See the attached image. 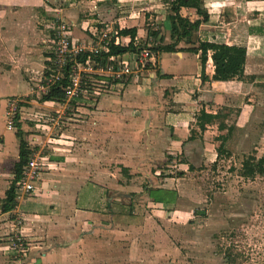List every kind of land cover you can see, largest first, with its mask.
<instances>
[{"label": "crops", "instance_id": "obj_1", "mask_svg": "<svg viewBox=\"0 0 264 264\" xmlns=\"http://www.w3.org/2000/svg\"><path fill=\"white\" fill-rule=\"evenodd\" d=\"M51 1L0 0V205L18 160L15 128L6 127L11 100L19 101L23 139L43 167L33 196L16 198L8 213L0 206V264H11L4 261L10 254L3 239L12 233L22 234L29 255L38 257L26 264H47L55 250L80 240L91 228L122 222L137 202H146L154 217L179 213L188 222L191 210L173 207L189 202L191 188H199L196 181L189 182L190 176L221 169L223 163L240 172L243 158L238 166L228 152L222 158L226 145L239 137L237 143L245 147L252 133L264 137V79L259 77L264 75V0H202L207 19L198 27L197 40L217 44L221 52H242L246 58L241 73L215 80L210 52L204 77L199 54L157 53L153 68L134 73L122 85L108 84L99 96L69 102L65 115L61 103L42 102L36 89L50 50L49 31L43 29L48 25H40L34 10L53 7ZM164 7V20L150 29L161 30L158 37L168 44L169 10L162 0H74L62 16L78 44H88L96 31L106 30L117 45L126 47L129 36L117 32L135 29V42L148 47L152 42L145 19ZM80 11L87 14L82 17ZM181 14L202 18L191 9ZM250 16L257 18L252 22ZM251 43L257 44L252 50ZM177 48L188 46L180 43ZM201 112L218 115L206 122ZM148 189L172 191L175 202L156 203ZM194 196L202 198L199 190ZM13 215L22 220L15 229Z\"/></svg>", "mask_w": 264, "mask_h": 264}, {"label": "rangeland", "instance_id": "obj_2", "mask_svg": "<svg viewBox=\"0 0 264 264\" xmlns=\"http://www.w3.org/2000/svg\"><path fill=\"white\" fill-rule=\"evenodd\" d=\"M70 1L74 2L52 0L53 7L34 10L40 25H48L47 29H43L50 32H47L49 36L56 19L65 22L63 9L68 8ZM258 1L261 0H252V3ZM155 11L157 13L150 11L148 19H145L149 28H156L159 25L157 22L162 18L164 20L167 13L166 7ZM251 13L255 14L254 11ZM260 13L264 21V11ZM79 14L83 17L87 13L80 11ZM250 18L254 22L257 17ZM47 44L49 48L50 43ZM253 45L257 46L251 43L250 50ZM243 51L245 53L246 50ZM261 61L264 67V57ZM259 77L264 79V75ZM36 89L40 97L42 93L38 86ZM65 110L63 115L69 111ZM47 114H50V119L52 113ZM58 116L55 114L53 120ZM251 136L245 147L237 143L242 139L235 137L233 141L236 142L226 145L222 158L227 157L225 152H228L238 166L242 158L261 157L264 153V137L254 138L253 133ZM228 166L223 163L221 169L205 170L190 176L189 182L196 181L199 188H191L192 195L187 197L189 202L183 201L182 204L178 203V207H173L178 212L185 208L191 210L193 214L188 222L181 219L179 213L167 218L154 217L150 208L146 207V202L141 205L137 202L131 210H127V218L122 222H112L111 225V221H107L104 228H91L89 234H81L80 240L55 250L47 264H264V177L256 176L247 182L239 178V170L233 167L228 170ZM198 190L202 198L197 199L194 193ZM150 195L169 203H174L176 199L172 191L157 190ZM18 218L13 215L11 219L20 226L22 220ZM4 238L3 242L8 245V237ZM57 243L55 241L53 246H57ZM28 250L29 247L22 258H16L9 250L10 256L4 257V261L26 264L30 263V259L38 258L31 257Z\"/></svg>", "mask_w": 264, "mask_h": 264}, {"label": "built area", "instance_id": "obj_3", "mask_svg": "<svg viewBox=\"0 0 264 264\" xmlns=\"http://www.w3.org/2000/svg\"><path fill=\"white\" fill-rule=\"evenodd\" d=\"M56 20L48 40L50 52L47 65L38 80V88L42 94H45L50 86L66 79L65 99L62 102L65 111L69 110V102H78L86 95L99 96L106 90L108 84L122 85L134 73L153 68L155 65V54L143 48L136 54H128L129 57L126 54L111 56L102 66L96 58L101 53L108 52L111 42L117 45L116 39L110 32L96 31L88 44H78L72 38L69 24ZM18 104L19 101L11 100L7 105L5 115L8 130L12 129L13 119L19 112ZM54 122L57 124V119ZM42 168V164L35 157H31L26 162L15 185V200L35 194ZM17 226L14 223L12 228L15 229ZM27 247L28 242L22 234L12 233L8 236V249L16 258L24 257Z\"/></svg>", "mask_w": 264, "mask_h": 264}, {"label": "trees", "instance_id": "obj_4", "mask_svg": "<svg viewBox=\"0 0 264 264\" xmlns=\"http://www.w3.org/2000/svg\"><path fill=\"white\" fill-rule=\"evenodd\" d=\"M168 4L169 14L167 20L169 22V37L170 43L165 44L163 37H158V30L147 28L148 38L151 39L150 46L147 43L141 47L140 43L135 42L136 30L135 29H122L117 32L119 36H129L130 42L128 46H119L111 42L109 44L108 52L101 53L97 58L100 65H104L108 58L111 56H122L125 54H136L140 49H149L152 53H172L176 51H186L192 54H199V60L202 67V77L204 67L207 61V53H211V61L214 66L215 80H227L234 77L236 74L241 73V68L244 58L241 54L227 53L218 51L219 46L213 43L199 42L196 37L198 27L201 23L205 22L206 14L201 10L202 0H162ZM182 9L193 10L196 15L202 16L201 20H190L189 17H184L181 14ZM183 43L187 45L186 49H178L177 46ZM67 86V80L63 79L61 82L50 86L48 91L41 95L42 102L51 101L55 103H62L64 101V88ZM20 106V104H18ZM218 115V114H217ZM217 115H208L201 112L200 119L206 122H211ZM18 114L13 119V126L15 134L18 139V160L12 169V180L9 187L5 191L4 199L1 201V210L3 213H8L16 207L15 200V185L20 178L23 166L32 156V149L28 146L27 142L23 139V132L21 131L20 124L17 122ZM204 126L201 125L200 129L203 130ZM264 152V149H263ZM240 176L245 179H253L256 176L264 177V153L258 159L253 156H248L243 159L241 163ZM179 173L178 175H181ZM155 190L148 189V196L156 203H169L161 201L160 199L152 198L151 192Z\"/></svg>", "mask_w": 264, "mask_h": 264}]
</instances>
